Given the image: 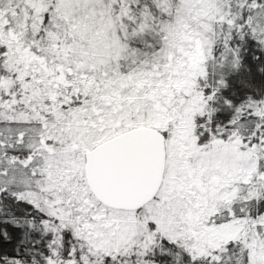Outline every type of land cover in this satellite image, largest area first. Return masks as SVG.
I'll use <instances>...</instances> for the list:
<instances>
[{
	"label": "snow or ice",
	"instance_id": "snow-or-ice-1",
	"mask_svg": "<svg viewBox=\"0 0 264 264\" xmlns=\"http://www.w3.org/2000/svg\"><path fill=\"white\" fill-rule=\"evenodd\" d=\"M0 264H264V0H0Z\"/></svg>",
	"mask_w": 264,
	"mask_h": 264
}]
</instances>
